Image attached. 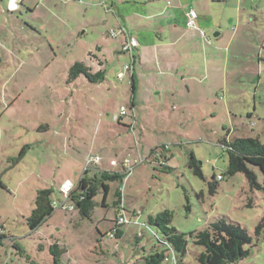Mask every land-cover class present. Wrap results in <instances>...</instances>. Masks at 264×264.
<instances>
[{
    "label": "rangeland",
    "instance_id": "1",
    "mask_svg": "<svg viewBox=\"0 0 264 264\" xmlns=\"http://www.w3.org/2000/svg\"><path fill=\"white\" fill-rule=\"evenodd\" d=\"M128 1L19 0L10 9V0H0V232L6 234L0 264H56V243L63 249L58 264H144L142 257L164 249L149 217L165 210L188 239L177 264H201L204 248L190 232L219 218L253 236L250 254L230 264H264V231L255 236L264 190L251 191L241 172L227 174L229 155L221 144L228 133L264 144V0H171V7L194 6L197 13L205 5L214 24L204 28L195 19L190 28L199 31L198 44L176 56L172 76L160 75L147 47L143 62L125 68L132 62L122 49L125 38L110 32L122 20L130 36H141L136 2ZM167 1L154 2L161 10ZM249 16L253 23L245 22ZM259 53L258 75L248 66ZM78 61L93 72L103 69L104 79L72 78ZM191 154L203 176L190 168ZM253 169L263 184V173ZM99 170L125 175L106 180V198L101 187L85 217L63 189ZM41 189L53 191L55 210L31 229ZM121 212L127 223L117 226ZM116 226L120 234L112 237ZM166 254L164 264H175Z\"/></svg>",
    "mask_w": 264,
    "mask_h": 264
},
{
    "label": "trees",
    "instance_id": "2",
    "mask_svg": "<svg viewBox=\"0 0 264 264\" xmlns=\"http://www.w3.org/2000/svg\"><path fill=\"white\" fill-rule=\"evenodd\" d=\"M123 36V35H121ZM72 78H78L84 75L90 82H100L105 77V71L100 69L96 72L83 62H76L72 65L69 71ZM133 77V75H132ZM134 78V77H133ZM132 78V80H133ZM135 87L133 81V88ZM221 144L229 155V165L227 174L234 175L236 173H243L249 183L251 191L255 189L264 190V183L258 181V175L254 171V167L261 170L264 175V144L260 141L259 137H225ZM190 168L194 169L195 174L203 176L200 165L197 162L194 154H191ZM89 170H85V174ZM101 179L98 184L95 177L99 175ZM125 174L111 175L109 171L101 172L96 171L94 176L83 175L77 186L73 187L67 197L71 200V208L78 209L81 215L91 217L94 210V197L98 194L100 188H103L105 198L109 192V185L106 183L107 179L122 178ZM217 181H213L211 188L216 189ZM51 189H41L36 198V208L34 209L28 223L31 229H37L54 213L55 207L52 200ZM118 196L122 197L121 191H118ZM119 200V201H120ZM117 201L116 204L119 202ZM173 212L165 210L156 216H150V224H153L161 231L163 238H160L157 232L159 243L164 245L161 251H154L140 259L144 264H164L167 252L171 253V258L175 256L179 260L181 255L187 252L188 239L186 233L178 231L175 227L171 226ZM149 225V224H148ZM264 231V216L261 218L259 224L255 229V236H260ZM113 232V231H112ZM120 232L117 230L114 236H119ZM113 236V237H114ZM191 238L195 244L200 245L204 250L199 254L198 260L201 264H230L244 259L250 254V250L246 247L253 243V236L247 229L243 228L239 223H234L219 218L215 222H211L208 228L199 231L190 232ZM6 238V234L0 232L1 241ZM52 252L55 254L56 264L61 261L59 257L63 252L60 244L56 243L52 246Z\"/></svg>",
    "mask_w": 264,
    "mask_h": 264
},
{
    "label": "crops",
    "instance_id": "3",
    "mask_svg": "<svg viewBox=\"0 0 264 264\" xmlns=\"http://www.w3.org/2000/svg\"><path fill=\"white\" fill-rule=\"evenodd\" d=\"M21 1L24 2V0ZM154 1L155 0H139V1L129 0L126 3V4H130V3L133 4L136 2V4H134V9H135L134 16H136V20H138L137 28L141 30L139 31L141 34L140 37L138 34L136 35L133 34L134 35L133 37L138 40V47L136 49L137 51L135 50L134 52L135 61L133 64L134 66L133 68H135V64L137 60L143 62L144 60L143 47L144 48L147 47V54L149 55V60H151V58L154 57L155 65L162 69L160 75L162 76L166 74L167 76H172L173 69L178 71V69H175V65H178L177 55L181 53H186L189 47H195V42L196 44H198L196 38L199 37L198 34L199 31L197 30V28L192 29L187 25V23L185 24L187 18L186 15L187 12L192 9L195 10L196 14H198L196 19H198V21L200 22V26H204V28L211 27L212 25H214L213 15L212 13H210L207 7L205 5L203 6L201 3H200V8L202 9V11H199L197 13L194 6H190L188 10H184L183 8L180 7V5L171 7L172 5L171 0H168L167 6L160 10L159 8H157L158 6L155 5ZM179 1L182 2L181 4H188L189 2H190L189 4H191L193 0H179ZM102 4L105 5V2H102ZM254 18H255L254 16L252 17L249 16V18H247L245 22L253 23ZM151 19H154L155 21L151 23ZM240 20L241 19L239 18V22L236 23H240ZM119 25L120 26L117 29H115L117 32L120 30L121 26L123 27L125 26L122 20L119 21ZM235 28H237V26H235ZM239 28H240V24H239ZM216 34L217 35L219 34L218 36H220L222 32ZM186 42L187 44L184 46L183 44ZM178 44H181V46H178ZM175 46H177L176 49L174 48ZM154 51L157 53V56L154 55L155 54ZM261 60H262L261 53H259L258 60H254V59L250 60L248 68L249 70H251L252 73L256 74L258 72L259 75L261 68ZM145 64L146 67L148 68L147 70L153 68L152 65L153 62H151V67L150 64L147 63V61ZM246 72L249 73L250 71H246ZM192 74L194 73L192 72ZM134 76L135 73L133 74V77ZM256 110H257V106L255 104L254 111ZM248 115L253 116V113H248Z\"/></svg>",
    "mask_w": 264,
    "mask_h": 264
},
{
    "label": "built area",
    "instance_id": "4",
    "mask_svg": "<svg viewBox=\"0 0 264 264\" xmlns=\"http://www.w3.org/2000/svg\"><path fill=\"white\" fill-rule=\"evenodd\" d=\"M17 1L18 0H11L10 7L9 8L10 9H16L17 6H18ZM186 15H187V25L189 27H196L195 26V19L197 17V14H196L195 10L192 9V10L188 11ZM200 33H201L202 36H205V33L201 29H200ZM110 34L112 36H117L118 34H121V35L124 36L125 43L123 44L122 49H123L124 52H126V53H128L130 55L131 60H132V62L130 64H127L125 66V68L127 70L131 71L132 68H133L134 61H135V53L134 52H135V49L138 47V40L135 39L134 37L130 36L126 32V30H125V28L123 26H121V28H120V30L118 32L115 29H112L111 32H110ZM121 114L122 115L126 114V108H125V106H122L121 107ZM94 160H100V157L98 156ZM217 178L218 179H222L223 176L222 175H218ZM72 188L73 187L71 186V182H67V184H65V188L63 190L67 194L66 198L69 196V193L72 190ZM122 206H123V203H120V209L122 208ZM125 223H127V219H126L125 215L122 214V212H121V214L117 218V226L123 225ZM117 226H116V228L112 232V237L114 236L115 231H117V229H118ZM145 227L146 228H150V225H148L146 223L145 224ZM173 260H174L175 264H177L176 263L177 260H176L175 256L173 257Z\"/></svg>",
    "mask_w": 264,
    "mask_h": 264
},
{
    "label": "water",
    "instance_id": "5",
    "mask_svg": "<svg viewBox=\"0 0 264 264\" xmlns=\"http://www.w3.org/2000/svg\"><path fill=\"white\" fill-rule=\"evenodd\" d=\"M215 35L217 36V34L215 33Z\"/></svg>",
    "mask_w": 264,
    "mask_h": 264
}]
</instances>
